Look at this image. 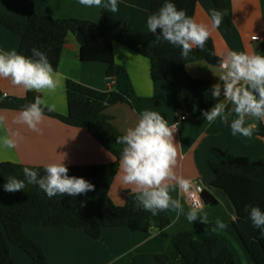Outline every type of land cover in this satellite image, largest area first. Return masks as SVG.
<instances>
[{"label":"trees","instance_id":"obj_1","mask_svg":"<svg viewBox=\"0 0 264 264\" xmlns=\"http://www.w3.org/2000/svg\"><path fill=\"white\" fill-rule=\"evenodd\" d=\"M51 0H0L1 3L21 10L27 15V22L0 11V24L20 36V53L31 55L36 48L47 53L53 68L58 71L62 53L69 35L76 37L80 45V59L83 63H104L108 65V77L118 81V88L105 92L96 91L72 80L66 82L68 114L55 111L45 116L56 119L70 127L86 129L90 136L115 157L110 165L68 167L70 176L83 177L94 185V190L86 194L69 197L57 195L49 199L38 186L26 185L23 191L5 192L3 185L8 178L23 179V168L29 167L13 163L0 164V264H15L11 256V246L27 254L32 264H50L41 246L28 238L27 227L81 229L92 240H98L106 228H139L147 231L150 227L167 229L170 218L167 210L155 216L138 207L137 194L126 193L124 206H118L110 197V189L119 173V156L123 145L116 138L123 135L107 114L109 108L130 103V87L124 69L114 60V43L128 47L147 58L151 63L154 82H166L174 97L178 112H186L189 117L201 116L215 101L208 88L210 81L192 78L187 72L189 64L205 61L216 66V54L212 38L206 41L205 49L193 48L187 59L182 58L180 49L163 40H156L148 32L146 18L157 11L162 0H123L115 14L104 7L99 23L78 19H57L43 14ZM178 9L195 17L198 0H174ZM223 13L229 26H233L231 0H212ZM159 32V29L157 30ZM36 92H28L25 98L7 97L0 109L20 112L32 102ZM223 100V97L220 98ZM255 137L264 138V123H257ZM218 162L209 161L214 174L209 187L221 191L231 202L236 220L232 223L235 233L254 264H264V238L252 226L245 208L259 206L264 210V160L254 162L218 149L213 150ZM43 175L44 167H30ZM206 206H217V200L204 191ZM198 230L182 231L172 240V248L183 259L182 264H238L234 253L224 249L215 254L217 239L205 243L195 240ZM169 252L153 254L157 264H167Z\"/></svg>","mask_w":264,"mask_h":264},{"label":"crops","instance_id":"obj_2","mask_svg":"<svg viewBox=\"0 0 264 264\" xmlns=\"http://www.w3.org/2000/svg\"><path fill=\"white\" fill-rule=\"evenodd\" d=\"M231 3L232 27L224 16L218 28L212 27L210 14L214 10L219 11L212 0H198L196 7L194 19L208 26L217 56L220 58L229 51L264 54V0H231ZM102 10L103 6L89 8L81 5L79 0H51L43 14L57 19L99 23ZM0 11L27 22V15L23 11L1 2ZM256 36L263 37V41L253 42L252 37ZM20 47V36L0 24V50L19 54ZM113 49L115 63L126 71L131 90L129 104L108 109L107 114L112 118L113 125L124 134L128 127L135 125L144 111H156L169 125L176 124L174 141L178 144V156L174 171L186 179L201 181L205 191L217 200L218 205H205L201 210V215H207V225L199 220L189 223L185 215L168 209L171 224L165 230L154 227L147 231L139 228H106L100 239L92 240L81 229L27 227L25 235L41 246L50 264H157L153 254L164 252L170 253L167 264H182V257L172 248V240L179 232L198 230L196 241L205 243L210 238L218 240L216 255L227 248L234 253L238 264H254L234 231L232 223L236 220V214L231 202L221 191L209 187L214 174L208 162H218L214 149L254 162L264 160V138L233 136L230 120L235 118L234 114L228 123L218 117L209 124L202 115L178 121L179 112L170 87L164 81H153L150 61L118 43H114ZM186 69L192 78L210 81L212 85L221 75L216 66L205 61L189 64ZM58 71L63 77L61 85L54 92L38 94L47 104L55 105V112L61 115L68 114V80L100 92L113 89L115 85L118 88V81L107 75L108 65L81 61L80 45L73 35L67 38ZM27 94L22 86L13 85L10 78H0V101L3 102L7 97L25 98ZM230 107L227 104L226 114ZM18 115V111L0 109V117H3L0 134L9 135L16 140L17 145L11 150H0V164L44 167L63 158L67 167L110 165L115 162V157L94 140L86 129L73 128L45 116L38 125L39 131L34 132L27 125L15 122ZM15 132H19V136H13ZM127 192L137 194L134 186L122 184L118 173L110 189V197L116 205L124 206ZM170 195L181 201L185 213L189 210L191 205L175 182H170ZM217 218L226 227L213 231ZM11 256L15 264H32L30 257L15 246H11Z\"/></svg>","mask_w":264,"mask_h":264},{"label":"clouds","instance_id":"obj_3","mask_svg":"<svg viewBox=\"0 0 264 264\" xmlns=\"http://www.w3.org/2000/svg\"><path fill=\"white\" fill-rule=\"evenodd\" d=\"M122 2L79 0L81 5L89 8L103 6L113 14L119 11ZM223 15L220 11L211 12L213 28L220 26ZM146 27L148 32L155 35L156 40L166 41L179 48L181 57L185 59L194 47L203 51L210 37L208 26L196 22L185 10L178 9L174 0H162L161 7L147 16ZM216 67L221 75L207 90L215 103L209 110L202 111L201 115L211 124L218 117L228 123L234 114L235 118L230 120L232 135L251 138L257 131V122L264 123V54L229 51L219 58ZM0 78H10L13 85L37 93L54 92L63 79L62 74L53 68L47 53L36 48L31 50L30 56L0 50ZM227 104L231 107L226 114ZM45 108L48 112L55 111V105H49L41 96H36L22 108L15 122L27 125L34 132L39 131L38 125L45 119ZM2 127L3 117H0ZM176 127V124L169 125L156 111L141 113L135 125L128 127L123 135L116 138V143L123 145L119 156V178L122 184L134 186L137 206L151 212L153 216L159 211L171 209L185 215L189 223L199 220L207 225V215H201L202 201L196 199L185 213L181 201L170 195V182H175L180 192L190 199L194 191L203 190L195 188L192 180L174 171L178 156V144L174 141ZM12 135L19 136V132ZM16 146L15 139L0 134V150H11ZM22 171L23 179L8 178L3 185L5 192L23 191L26 185H35L51 199L57 195L75 197L94 190V185L83 177L68 174L64 158L45 165L43 175L30 167H24ZM245 211L252 226L264 238V210L249 205ZM225 227L224 222L217 218L213 231Z\"/></svg>","mask_w":264,"mask_h":264},{"label":"built area","instance_id":"obj_4","mask_svg":"<svg viewBox=\"0 0 264 264\" xmlns=\"http://www.w3.org/2000/svg\"><path fill=\"white\" fill-rule=\"evenodd\" d=\"M252 41L253 42H262L263 41V37H260V36L252 37ZM188 118H189V115L186 112H179L178 121H180V122L181 121H185ZM193 182H194L195 188H202L203 190L202 191H194L193 192V198H191V199L188 198L186 194H183V193L182 194L186 197V199L188 200V202L191 205V207L193 206L194 201L196 199H198V200L203 202V208L202 209H204L205 203H204V200H203V197H202V195H203V193L205 191L204 185L199 180H194Z\"/></svg>","mask_w":264,"mask_h":264},{"label":"water","instance_id":"obj_5","mask_svg":"<svg viewBox=\"0 0 264 264\" xmlns=\"http://www.w3.org/2000/svg\"><path fill=\"white\" fill-rule=\"evenodd\" d=\"M2 101H0V104H1Z\"/></svg>","mask_w":264,"mask_h":264}]
</instances>
